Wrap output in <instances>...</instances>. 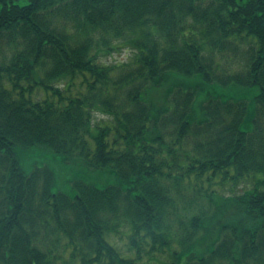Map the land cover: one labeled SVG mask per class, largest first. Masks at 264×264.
<instances>
[{
	"label": "trees",
	"instance_id": "obj_1",
	"mask_svg": "<svg viewBox=\"0 0 264 264\" xmlns=\"http://www.w3.org/2000/svg\"><path fill=\"white\" fill-rule=\"evenodd\" d=\"M0 264H264V0H0Z\"/></svg>",
	"mask_w": 264,
	"mask_h": 264
},
{
	"label": "rangeland",
	"instance_id": "obj_2",
	"mask_svg": "<svg viewBox=\"0 0 264 264\" xmlns=\"http://www.w3.org/2000/svg\"><path fill=\"white\" fill-rule=\"evenodd\" d=\"M132 56V51L123 49L112 58L118 62H125ZM111 60V58H109ZM100 115L97 119H100ZM49 166L55 173V191H62L73 195L75 183L83 181L98 188H105L109 184H116L117 177L110 170H96L83 164L81 161H66L63 156L50 149L35 147L23 156V166L26 172L31 173L37 166Z\"/></svg>",
	"mask_w": 264,
	"mask_h": 264
}]
</instances>
